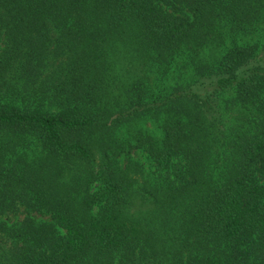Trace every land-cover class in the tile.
I'll list each match as a JSON object with an SVG mask.
<instances>
[{
	"label": "trees",
	"instance_id": "trees-1",
	"mask_svg": "<svg viewBox=\"0 0 264 264\" xmlns=\"http://www.w3.org/2000/svg\"><path fill=\"white\" fill-rule=\"evenodd\" d=\"M0 264H264V0H0Z\"/></svg>",
	"mask_w": 264,
	"mask_h": 264
},
{
	"label": "rangeland",
	"instance_id": "rangeland-1",
	"mask_svg": "<svg viewBox=\"0 0 264 264\" xmlns=\"http://www.w3.org/2000/svg\"><path fill=\"white\" fill-rule=\"evenodd\" d=\"M188 76H189V74H188ZM141 124H142L143 128L147 129L148 131H150L154 135H157V132H158L157 126L155 124H153L152 121H143ZM134 159L136 161H138L140 165L143 166V169H144V171L146 173H149L151 171L150 160L148 159V157L146 156V154L143 151H139V154H135L134 155ZM132 210L133 211L139 210V212H141V214H143L145 216L146 214L153 212L154 209H153L151 203H145V202H142V201H136L134 206H133V208H132ZM10 216H11L12 219L22 218L23 217L21 213H18L17 215L10 214ZM2 218H5V217H2ZM150 224H151V222L149 223V226H150ZM164 224L165 223H164L163 219L157 218L156 221L152 225L156 229L163 230L164 227H165ZM169 227H170L169 230H171V231H173V229L175 230V232L180 231V229L178 228L179 224H177V222H173V221L170 222ZM164 233H165V236H163V237L166 238L167 237L166 235L168 233H166V232H164ZM169 233H170V231H169ZM165 245L169 249V246L172 247L174 245V241H172L170 238H168V240H167Z\"/></svg>",
	"mask_w": 264,
	"mask_h": 264
}]
</instances>
